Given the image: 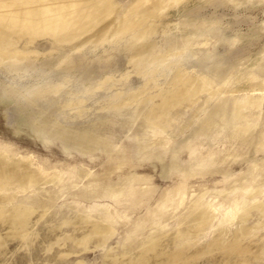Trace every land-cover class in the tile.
<instances>
[{"label": "rangeland", "instance_id": "1", "mask_svg": "<svg viewBox=\"0 0 264 264\" xmlns=\"http://www.w3.org/2000/svg\"><path fill=\"white\" fill-rule=\"evenodd\" d=\"M114 2L123 18L137 0ZM164 12L152 40L174 54L150 75L130 63L132 33L81 49L24 38L18 47L34 53L0 63V158L43 178L8 189L33 209L36 239L9 241L0 264H111L188 228L202 248L242 221L258 254L249 264H264V0H183ZM179 71L212 79L215 93L157 124L150 113ZM237 105L247 118L231 123ZM203 211L208 222H190ZM82 218L110 225L103 244H78ZM190 264L217 263L201 254Z\"/></svg>", "mask_w": 264, "mask_h": 264}, {"label": "bare ground", "instance_id": "2", "mask_svg": "<svg viewBox=\"0 0 264 264\" xmlns=\"http://www.w3.org/2000/svg\"><path fill=\"white\" fill-rule=\"evenodd\" d=\"M182 1L137 0L131 8L129 7L127 13L125 12L123 18H118L119 10L114 0H0V63L6 60L19 63L27 55L34 53L18 47L19 40L24 38L33 43L38 38L47 37L58 44H70L81 49L89 44L98 45L108 39L132 33L130 40L127 41V47L131 52L130 63L144 75H150L174 54V49L165 52L157 50L152 40L157 27L155 20L164 15L165 9L175 8ZM206 77H196L179 71L171 87L161 93L160 103L152 110L149 119L157 124L167 125L168 117L175 107L185 101H193L201 92L215 93L214 82ZM106 82L107 80L101 82L99 87H104ZM50 91L57 92L58 87ZM113 107L119 105L116 106L114 103ZM234 112L231 123L247 118L243 112V105H237ZM243 123L240 128L243 129L242 133H247L248 127ZM20 164L9 163L0 158V192L4 193L0 195V226L7 230L6 236L0 235V254L6 251L11 240H17L20 246L31 248L36 239L31 233L33 209L14 205V196L8 193V189L12 186L26 188L39 183L43 178L41 174L31 172L29 167ZM207 215L209 214L203 211L190 222L204 224L208 222ZM77 225L85 230L83 237L76 239L79 245H85L95 238L103 244L111 233L110 225L90 221V218H82ZM188 229L189 231L181 232L170 244L165 245L163 239L150 240L151 242L148 245L146 243L147 246L136 256L125 253L121 258H114L111 264H190L201 254L212 255L217 264H249L258 259V254L246 243L252 233L246 226V221H242L237 231L233 233L223 231L211 242L206 243L205 247L195 246V249L189 242L191 239L197 241L196 234L190 230L191 228ZM179 240H185L183 243L188 242L190 250L193 251L178 247L182 242Z\"/></svg>", "mask_w": 264, "mask_h": 264}]
</instances>
